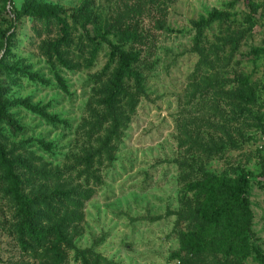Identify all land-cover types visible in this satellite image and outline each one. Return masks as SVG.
I'll return each mask as SVG.
<instances>
[{
  "label": "rangeland",
  "instance_id": "1",
  "mask_svg": "<svg viewBox=\"0 0 264 264\" xmlns=\"http://www.w3.org/2000/svg\"><path fill=\"white\" fill-rule=\"evenodd\" d=\"M26 1L0 0V58L9 70L6 73L0 68L2 97L27 99L66 121L64 127H59L23 107L9 110L25 129L16 138H10L7 132L3 134L2 138H7L5 154L7 158L19 154L39 171L23 172L30 179L26 192L53 189L67 192L74 188V202H69L67 207L70 215L67 230L76 247L85 251L90 264H188L185 254L179 253L172 213L177 208L175 179L179 163L197 160L218 174L227 169L232 172L227 166L230 164L245 166L256 174L262 170L264 0H251L256 11L251 17L250 7L243 0L234 6L231 4L235 0H159L161 10L154 12L156 18L165 20L166 29L155 30L149 18L143 24L158 35L150 58L154 61L152 67L155 66L146 73L145 95L133 110L123 106L126 119L120 129V140L114 148H108L110 159L103 151L100 157L96 154L88 161L83 159L87 153H100V143L108 128V124L97 123L96 117L102 110L98 106L99 83L93 78L104 68L108 49L101 44L92 59L89 52L82 56L68 52L65 57L74 66L63 67L55 57L50 58L52 50L40 46L56 40L59 34L55 31L41 30L37 34L24 17L13 31L12 10L21 9ZM35 1L41 6L66 9L67 13L83 3V0ZM90 1L108 3L112 15L124 10L126 2ZM212 9H228L237 23L234 28L245 32L239 49L241 55L237 53L234 60H241L237 73L251 78L258 99L242 109L237 107L236 99L224 92L198 90L204 77V82L233 78V71L218 66L209 67L208 73V70L200 71L201 76L193 74L198 57L189 52L194 33L191 22ZM5 35L13 36L6 54L1 47ZM254 47L258 49L256 57ZM57 75L63 79L65 88L59 84ZM224 90L229 88L226 86ZM30 136L50 141L53 154L36 145L20 146L19 141ZM13 145L16 146L12 151ZM260 179L250 180L247 196L253 214L255 244L264 253V185ZM8 186L5 170L0 168V264H53L52 251H25L17 241L13 233L15 221L11 217L13 203L6 192ZM62 264H81V257L71 252ZM195 264L217 263L207 259ZM248 264H252L251 259Z\"/></svg>",
  "mask_w": 264,
  "mask_h": 264
},
{
  "label": "trees",
  "instance_id": "2",
  "mask_svg": "<svg viewBox=\"0 0 264 264\" xmlns=\"http://www.w3.org/2000/svg\"><path fill=\"white\" fill-rule=\"evenodd\" d=\"M124 1L132 3L128 5L124 2V10L119 9L112 15L107 8L108 3L103 2L95 4L83 0L78 8L69 9L67 13L63 8L41 6L35 0H28L21 9H13V15L10 16L13 31L17 30L18 23L24 17L32 23L30 27L37 34L41 30L59 34L56 40L43 42L40 46L52 50L50 58L55 57L67 69L74 66L71 59L65 57L68 52L75 56L89 52L92 59L101 44L107 47L108 58L104 68L98 74L95 73L93 78L99 83L98 106L102 110L96 117L97 123L99 126L108 124V128L100 143V153H87L83 158L86 161L95 158L96 154L100 157L103 151L110 159L108 148H114L115 142L120 140V129L126 119L123 117V106L133 110L145 95L146 73L155 66L152 67L154 61L150 58L154 55L158 40V35L143 25L145 19L152 21L155 30L166 29L165 20L156 18L154 12L161 10L162 5L157 3L159 0ZM237 1L240 0H235L231 6ZM243 2L250 7V17L255 15L253 2ZM191 24L194 33L189 52L198 57L193 74L201 76L200 71L208 70V73L211 67L218 66L234 72L233 78H214L204 82V77L201 87L198 86L199 92L211 89L217 93L224 92L236 99L237 107L241 109L257 103L258 93L254 91L251 78L236 70L241 60H234V57L237 53L241 55L239 49L245 32L234 28L233 25L237 23L231 19L228 9H212L206 15L193 19ZM4 40L1 47L5 48L6 54L13 44V36L5 35ZM252 51L256 57L258 49L254 47ZM0 68L6 73L9 71L1 58ZM21 73L26 72L21 70ZM30 76L39 77L37 74ZM57 80L65 88L60 75H57ZM226 86L228 91L224 90ZM2 96L0 84V168L5 170V178L9 181L6 192L13 203L11 217L15 221L13 233L17 241L25 251H52L53 264H62L71 252L81 257V264H90L85 251L76 247L67 230L70 226L67 207L74 202V188L67 192L61 189L26 192V184L30 179L23 172L36 174L39 171L33 169L27 159L19 154L7 158V138H2L5 132L10 138L23 134L25 126L9 112L18 106L38 113L51 125L64 127L66 121L57 113H49L27 99L9 100ZM261 122L263 130L264 119ZM19 144L22 147L36 145L48 154H53L52 143L41 137L30 136L26 140L21 139ZM230 144L234 146L233 141ZM15 146H12V151ZM111 160L113 163V158ZM195 161L179 163V173L175 179L178 187L177 208L172 213L175 215L174 229L179 240V253L185 254V262L195 264L196 261L209 259L217 264H248L251 259L252 264H264V253L255 244L253 214L247 196L251 179L261 178L264 185V158L261 157L262 170L258 174L238 164L227 165L232 172L229 173L227 169L218 174L208 170L202 162Z\"/></svg>",
  "mask_w": 264,
  "mask_h": 264
}]
</instances>
